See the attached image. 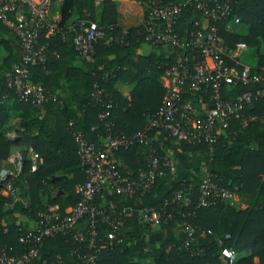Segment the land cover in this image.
<instances>
[{
  "label": "trees",
  "instance_id": "obj_1",
  "mask_svg": "<svg viewBox=\"0 0 264 264\" xmlns=\"http://www.w3.org/2000/svg\"><path fill=\"white\" fill-rule=\"evenodd\" d=\"M120 1H104L95 6L93 0H63L54 6L63 31L76 21L85 19L104 27L105 38L93 45L89 61L82 60L85 71L81 72L65 67L64 54L72 52L79 58L73 50L68 32L63 36L55 34L45 38L44 33L40 34V43L47 44L46 62L30 68V80L41 83L51 94L42 107L18 101L13 92L4 87L3 75L16 61L8 46L1 43L2 49L7 52L0 57V160H5L14 147L31 149L38 155L37 168L29 172V162L24 154L20 174L14 180L15 187L23 188L22 199L26 203L23 208L18 201L15 207L32 221L37 212L53 206L57 207L59 217H63L65 209L76 202L75 187L83 182L84 177L68 123L73 122V128H76V119L83 117L82 128L89 139L98 142L96 135L101 132L102 124L98 119L100 109L90 101L94 84L109 95L112 108L105 121L112 124L113 133L130 136L139 131L145 114L155 111L161 103L165 91L161 78L173 54L165 55L163 47L152 44L159 51L158 55H136L135 50L141 43H146L142 24L146 17L144 7L149 0H125L144 6L139 22L126 29H122L118 22ZM198 18L196 11L188 9L174 27L175 31L183 34L184 30H193L192 21ZM233 18L238 19L235 25L246 27L244 34L227 30L228 24H233ZM217 30L224 50H232L236 43H242L256 51L257 62L255 68H249L250 73H260L264 69V0H236L230 18L219 21ZM2 32L3 26L0 24V35ZM67 50H70L69 53ZM122 53L124 56L119 57ZM54 55L59 60L56 61ZM186 55L194 60L198 58L196 53ZM224 61L231 64L227 59ZM46 72H53L58 78L64 75L66 85L53 88ZM120 86L129 87L128 100L120 94ZM258 88V83L223 85L220 98L232 102L244 92ZM200 96L201 93L192 96L185 94L180 101L191 100L196 106ZM6 97L11 100V110L19 120L13 140H8L6 130H2L8 120L3 105ZM91 126H97L95 133H89ZM164 139L162 144L167 146L175 142L171 138ZM178 146L190 159L199 161L205 172L214 177L218 187L237 196L245 208L229 201L196 208L199 178L193 179L188 175L183 180H176L170 169L165 168L164 175L143 197L133 200L112 198L119 211H125L124 202L145 208L162 207L166 203L162 207L164 215L156 226L159 228V242L153 245L149 241L151 226L138 224L140 229L136 236L127 217L123 229L125 241L112 248L101 249L96 264H222L218 259L221 247L235 250L237 259L233 264H264V97L243 106L237 117L232 116L227 129L221 131L212 146L184 143H178ZM158 153L165 156L161 146ZM145 155V150L140 146L117 151L115 159L120 162V173L135 176L145 168ZM188 186L191 187L190 204L188 209H181L172 201L173 196L177 190ZM2 188L0 185V191ZM5 200L0 195V252L18 256L21 253L18 238L24 235L26 229L9 223L11 213L4 209ZM181 213H191V216L181 217ZM166 214L171 216L170 219L165 217ZM182 222L194 228L191 247L201 249L198 256H189L181 249L186 239L182 228L180 231L172 230ZM224 234H228L229 239L223 240L222 246H219L216 239ZM75 247L79 245L72 244L61 235L47 237L42 241L38 257L24 264H42L43 260L45 264H81L77 251L73 252ZM83 249L80 246L79 255H83ZM56 256L59 257L57 262L54 261ZM143 260L148 261L145 263Z\"/></svg>",
  "mask_w": 264,
  "mask_h": 264
},
{
  "label": "built area",
  "instance_id": "obj_2",
  "mask_svg": "<svg viewBox=\"0 0 264 264\" xmlns=\"http://www.w3.org/2000/svg\"><path fill=\"white\" fill-rule=\"evenodd\" d=\"M63 0H0V24L4 26L19 43L18 61L12 63L3 75V84L12 91L18 101L29 102L42 107L50 98L41 83L30 80V68L44 65L47 44L40 43V34L44 38L65 32L71 35V44L79 59L90 60L93 45L105 38V28L88 20H79L71 24L66 31L59 26V16L54 6ZM75 1V0H68ZM111 0H98V3ZM236 0H149L145 6L146 17L142 24L144 41L169 49L173 54L162 76L165 89L158 108L144 116L142 128L130 136L112 132V124L105 121L112 108L109 95L103 88L93 85L92 105L100 109L98 119L102 129L96 135L97 143L89 139L84 129L73 128L68 123L75 155L79 161L84 180L75 187L76 202L65 209L59 217L57 207H50L36 213L30 229L18 238L21 253L8 256L0 252V264H24L38 257L42 241L47 237L61 235L79 247L77 251L81 264H96L101 249L112 248L125 241L123 229L128 214L117 210L113 199L143 197L151 191L155 182L164 175L163 170L172 165L166 156H159L157 138H171L175 142L188 145L206 144L212 146L222 130L227 129L232 116L237 117L243 106L264 97V69L260 73H250L249 68L237 59L239 51L245 45L236 43L232 50L221 47L217 23L227 21ZM97 3V2H96ZM192 8L199 15L192 21L193 30L176 32L174 27L183 14ZM54 10V11H53ZM238 23L237 18L232 19ZM187 53L197 54L196 60L188 58ZM224 59L230 61L227 64ZM258 83L260 88L244 92L234 101L220 98L223 85H248ZM201 93L194 106L191 100L180 101L185 94L192 96ZM208 102V104H207ZM6 134L13 140L15 131ZM97 126H91L89 133H95ZM140 146L145 150V168L135 176H124L119 171L120 162L115 159L119 150ZM24 154L29 162V172L37 168L38 155L31 149L18 150L7 158L10 168L0 170V182L3 192L11 199L26 203L18 194L14 180L20 174ZM195 207L205 208L217 202H228L232 195L215 184L214 177L206 172L196 185ZM191 187H183L174 193L173 200L179 208L188 209ZM166 203L162 205L164 207ZM138 207L137 221L140 226H158L164 215L163 208ZM181 217L191 213L180 214ZM165 217L170 219V215ZM180 227L186 234L181 249L189 256H198L201 249L191 247L194 242V228L182 222ZM3 231H5L3 229ZM224 234L216 239L228 240ZM80 246L84 247L79 255ZM218 259L222 264H233L237 253L232 248L221 247ZM55 257L54 261H58ZM45 260L42 264H45Z\"/></svg>",
  "mask_w": 264,
  "mask_h": 264
},
{
  "label": "crops",
  "instance_id": "obj_3",
  "mask_svg": "<svg viewBox=\"0 0 264 264\" xmlns=\"http://www.w3.org/2000/svg\"><path fill=\"white\" fill-rule=\"evenodd\" d=\"M111 1H115V0H111ZM93 3L95 6H98L101 2L98 3V0H93ZM143 7L144 6H142L140 3L137 4V3L125 1V0H122L119 2V6L117 9L118 20H119L118 22L123 27L122 29H126L127 27L135 25L137 22H139L141 14L143 12ZM226 28L227 30L232 31L233 33H236V34H244L246 32V27H244L243 25L228 24ZM1 43H5L8 46V48L13 53L15 61L17 62L19 58V53H20L19 43L17 39H15L12 36L10 31H8L4 26H3V32L0 35V57L6 55V52H7L5 49L4 50L2 49ZM162 49H163L162 52H164L165 55L169 54V49L167 48H162ZM69 51L67 50V53H69ZM134 53L136 55H152V54L158 55L159 51L155 47H153L152 44L146 42V43H141L139 48L135 50ZM255 53L256 51L254 49H250L245 46V50L239 51L236 57L239 60V62H241L243 65L247 66L248 68H255V64L257 62ZM123 54L124 53H122L121 55L119 54V57L124 56ZM54 56H55L54 59H56V61L59 60V57L57 55H54ZM63 59L65 61V64L67 63V65L65 64L64 65L68 69H73V70L81 71V72L85 71V65L82 62V60L79 58H76V56L72 52L69 54H64ZM46 75H48L49 82L51 83V86H53V88H55L56 85L59 87H63L66 85L65 84L66 79L64 75L60 78H58L56 74L53 72H46ZM119 91H120V94L125 99L128 100L129 87L120 86ZM10 104H11V100H9L7 97L3 99V105H4V108L6 109L5 112H6L8 120L5 123V126H3L2 130H6V134L12 132L14 127L19 122L18 118L15 116V112L11 110ZM76 124H77V127L82 128L83 117L81 116L78 117L76 119ZM14 136H16V133ZM164 140H165L164 138L158 137L157 146L158 148L159 146H161L164 149L165 156L169 158L171 165H172L171 174L176 180L177 179L183 180L184 177L188 175H190L194 179L198 177L197 175L205 173V168L201 164H199V161L192 160L189 158V156L185 155L179 148L178 143L172 142L167 146L165 144H162ZM18 150H21V149H19V147H14L12 148L10 154ZM7 158L5 160H0V170L3 169L4 167L10 168L6 161ZM23 192H24L23 188H18V194L20 197H22ZM0 195L6 198L5 203H4V209L8 210L11 213L10 218H9V223L15 226H22L26 230L30 229L33 221L26 215L22 214L15 207L18 204V201L9 198L8 196H6V194L3 191H0ZM124 203H126L125 212L128 214V218L130 219L131 227L134 233H136L138 231V223H137L138 222L137 221L138 207L129 202H124ZM229 203L234 204V205L238 204L237 206H239L242 209L245 208V206L239 201V198H237V196L235 195L232 196V198L229 200ZM53 207H56V206H53ZM172 230L180 231V226L176 225L175 227H173ZM151 231L152 232L149 235L148 239L149 241L153 243V245H156L160 239V234H158L159 228L156 226L155 227L153 226L151 227ZM143 261H145L146 263L148 260H143ZM254 262H256V259H254Z\"/></svg>",
  "mask_w": 264,
  "mask_h": 264
},
{
  "label": "rangeland",
  "instance_id": "obj_4",
  "mask_svg": "<svg viewBox=\"0 0 264 264\" xmlns=\"http://www.w3.org/2000/svg\"><path fill=\"white\" fill-rule=\"evenodd\" d=\"M249 52V51H248ZM202 175L203 174H200V175H197L198 176V178L200 179L201 177H202ZM139 229H140V226H138V231H139ZM138 231L136 232V233H134L136 236H137V234H138ZM142 240V239H141Z\"/></svg>",
  "mask_w": 264,
  "mask_h": 264
},
{
  "label": "water",
  "instance_id": "obj_5",
  "mask_svg": "<svg viewBox=\"0 0 264 264\" xmlns=\"http://www.w3.org/2000/svg\"><path fill=\"white\" fill-rule=\"evenodd\" d=\"M0 185H1V182H0Z\"/></svg>",
  "mask_w": 264,
  "mask_h": 264
}]
</instances>
